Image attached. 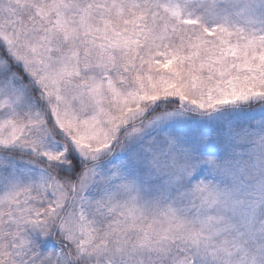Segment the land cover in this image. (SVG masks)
Segmentation results:
<instances>
[{
    "label": "snow or ice",
    "instance_id": "6c2138e0",
    "mask_svg": "<svg viewBox=\"0 0 264 264\" xmlns=\"http://www.w3.org/2000/svg\"><path fill=\"white\" fill-rule=\"evenodd\" d=\"M0 264H264V0H0Z\"/></svg>",
    "mask_w": 264,
    "mask_h": 264
}]
</instances>
